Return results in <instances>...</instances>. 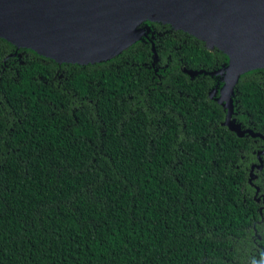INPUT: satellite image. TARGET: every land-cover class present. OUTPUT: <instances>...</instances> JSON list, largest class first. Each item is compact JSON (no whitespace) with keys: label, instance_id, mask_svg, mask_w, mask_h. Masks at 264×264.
Returning a JSON list of instances; mask_svg holds the SVG:
<instances>
[{"label":"trees","instance_id":"obj_1","mask_svg":"<svg viewBox=\"0 0 264 264\" xmlns=\"http://www.w3.org/2000/svg\"><path fill=\"white\" fill-rule=\"evenodd\" d=\"M136 28L88 64L0 39V264H264V68L232 88L237 135L208 95L226 55Z\"/></svg>","mask_w":264,"mask_h":264},{"label":"water","instance_id":"obj_2","mask_svg":"<svg viewBox=\"0 0 264 264\" xmlns=\"http://www.w3.org/2000/svg\"><path fill=\"white\" fill-rule=\"evenodd\" d=\"M142 21L168 25L226 55L227 66L209 73L223 77L224 124L237 135L259 136L240 131L229 116L238 75L264 68V0H0V39L57 63L111 58L144 35L136 28Z\"/></svg>","mask_w":264,"mask_h":264},{"label":"flooded vegetation","instance_id":"obj_3","mask_svg":"<svg viewBox=\"0 0 264 264\" xmlns=\"http://www.w3.org/2000/svg\"><path fill=\"white\" fill-rule=\"evenodd\" d=\"M143 36H145V35H143ZM12 54H13V53H12ZM196 72L199 73V72H205V71H203L202 69H200V70H197ZM207 73H208V72H207ZM217 80L220 81V76L217 78ZM222 85H223V83L221 84V87H222ZM219 90H220V89H219ZM215 93H216V92H215V88L212 87V88L209 90L208 95H209L210 98H213L214 100L218 101V97H219L220 93L218 92V95H216ZM221 102H222V100H221Z\"/></svg>","mask_w":264,"mask_h":264},{"label":"rangeland","instance_id":"obj_4","mask_svg":"<svg viewBox=\"0 0 264 264\" xmlns=\"http://www.w3.org/2000/svg\"><path fill=\"white\" fill-rule=\"evenodd\" d=\"M19 90H24L26 92H29L30 91V89L28 87H21V88H19Z\"/></svg>","mask_w":264,"mask_h":264}]
</instances>
